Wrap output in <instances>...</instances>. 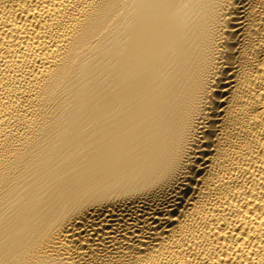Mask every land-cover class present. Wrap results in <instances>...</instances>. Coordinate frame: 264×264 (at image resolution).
<instances>
[{"label":"bare ground","instance_id":"bare-ground-1","mask_svg":"<svg viewBox=\"0 0 264 264\" xmlns=\"http://www.w3.org/2000/svg\"><path fill=\"white\" fill-rule=\"evenodd\" d=\"M0 264H264V0H0Z\"/></svg>","mask_w":264,"mask_h":264}]
</instances>
